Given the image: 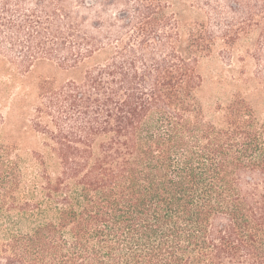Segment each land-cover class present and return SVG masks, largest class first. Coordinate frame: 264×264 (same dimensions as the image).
Listing matches in <instances>:
<instances>
[{
  "label": "trees",
  "instance_id": "obj_1",
  "mask_svg": "<svg viewBox=\"0 0 264 264\" xmlns=\"http://www.w3.org/2000/svg\"><path fill=\"white\" fill-rule=\"evenodd\" d=\"M78 1L119 8L94 32L65 0H0V125L34 136L0 141V264H264V121L242 92L204 103L239 37L224 5Z\"/></svg>",
  "mask_w": 264,
  "mask_h": 264
},
{
  "label": "rangeland",
  "instance_id": "obj_2",
  "mask_svg": "<svg viewBox=\"0 0 264 264\" xmlns=\"http://www.w3.org/2000/svg\"><path fill=\"white\" fill-rule=\"evenodd\" d=\"M194 1L191 0V2ZM215 1L211 0L210 2L214 4ZM220 1L224 5V11L220 16L224 26L230 30L239 31V37L236 41L225 40L222 36L218 37L213 54L203 62L204 103L208 107L216 106L219 102L227 104L237 92H242L251 102L258 117L264 121V41L260 40V30L256 25V19L260 18L259 15H256V11L258 12L257 1ZM235 1L241 3V10L234 11L231 8V4ZM65 4L74 10L79 18H87L85 28L94 32L97 31L94 27L95 22L98 20L103 23L108 21L111 15L114 17L119 8V5L114 4L110 6L98 4L87 7L84 3L79 4L78 0H65ZM189 15L197 17L194 12ZM218 15L214 11L208 14L203 12L202 18L206 20L210 18L215 23ZM217 34L221 33L217 31ZM258 51L261 52V55H258ZM54 69L55 67L50 64L39 63L31 74L33 79L39 76L48 77L53 75ZM0 126L2 127L1 142L18 143L24 149L33 146L30 142L34 136L31 132H25V125H22L20 130H16L11 123Z\"/></svg>",
  "mask_w": 264,
  "mask_h": 264
}]
</instances>
